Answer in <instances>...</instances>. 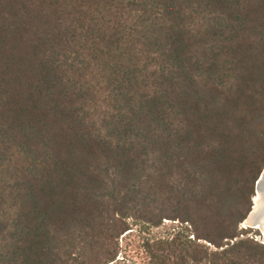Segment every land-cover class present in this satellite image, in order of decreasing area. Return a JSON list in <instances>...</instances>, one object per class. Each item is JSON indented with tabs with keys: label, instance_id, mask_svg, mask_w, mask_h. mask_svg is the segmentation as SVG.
I'll use <instances>...</instances> for the list:
<instances>
[{
	"label": "trees",
	"instance_id": "1",
	"mask_svg": "<svg viewBox=\"0 0 264 264\" xmlns=\"http://www.w3.org/2000/svg\"><path fill=\"white\" fill-rule=\"evenodd\" d=\"M263 168L264 0H0V264H264Z\"/></svg>",
	"mask_w": 264,
	"mask_h": 264
},
{
	"label": "rangeland",
	"instance_id": "2",
	"mask_svg": "<svg viewBox=\"0 0 264 264\" xmlns=\"http://www.w3.org/2000/svg\"><path fill=\"white\" fill-rule=\"evenodd\" d=\"M256 192V186L254 194L251 196V206L254 207V196ZM253 210V209H252ZM179 221L165 220L162 226L158 228H150L141 223H131V230L124 234L119 239V257L111 264H153L151 254L149 253L147 243H152L155 240H171L174 237H180L184 235L185 226ZM243 223L240 224V230L247 229ZM252 232L248 236L255 237L257 239V229L251 228ZM260 232V231H259ZM261 233V232H260ZM190 238L193 239V236Z\"/></svg>",
	"mask_w": 264,
	"mask_h": 264
},
{
	"label": "bare ground",
	"instance_id": "3",
	"mask_svg": "<svg viewBox=\"0 0 264 264\" xmlns=\"http://www.w3.org/2000/svg\"><path fill=\"white\" fill-rule=\"evenodd\" d=\"M264 170L261 176V179L258 181L256 195L254 196V207L251 211L249 217L243 223L244 227L254 228L259 230V228L264 229ZM262 229V230H263ZM259 241H262V238H259Z\"/></svg>",
	"mask_w": 264,
	"mask_h": 264
},
{
	"label": "water",
	"instance_id": "4",
	"mask_svg": "<svg viewBox=\"0 0 264 264\" xmlns=\"http://www.w3.org/2000/svg\"><path fill=\"white\" fill-rule=\"evenodd\" d=\"M263 170H264V168H263ZM263 170H262V172H261V174H260V176H259V179L257 180V182H256V189H257V184H258V181L261 179V176H262V173H263ZM249 216V215H248ZM264 225V223L262 224V226ZM263 228H259V231L261 232V236H259V238H262V241H261V243H263L264 244V229L262 230ZM257 240L259 241V239H258V237H257Z\"/></svg>",
	"mask_w": 264,
	"mask_h": 264
}]
</instances>
